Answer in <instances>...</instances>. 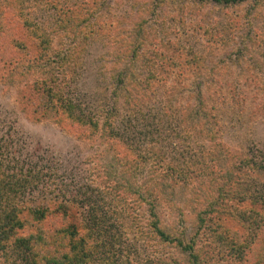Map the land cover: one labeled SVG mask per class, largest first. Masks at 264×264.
I'll return each mask as SVG.
<instances>
[{"label": "rangeland", "instance_id": "obj_1", "mask_svg": "<svg viewBox=\"0 0 264 264\" xmlns=\"http://www.w3.org/2000/svg\"><path fill=\"white\" fill-rule=\"evenodd\" d=\"M19 2L14 33L21 43L8 66L24 67L28 49L35 45L22 27L23 16L47 34L52 49L70 53L68 69L58 74L57 83L75 107L86 116L97 115L96 108L102 104L115 108L122 121L114 119V127L128 139L127 144L117 146L118 151L127 153L130 181L140 190L150 184V162L142 155L149 159L151 152L161 155L164 165L179 171L188 166L195 175L194 163L200 164V156L209 148L198 131L202 121L211 123L235 163L264 154V0ZM232 19L241 22L234 25ZM70 24H77L74 37ZM42 69L41 65L37 70ZM16 89L0 82L4 161L22 167L44 165L53 184L46 195L70 202L68 216L78 229L84 221L83 209L69 196L79 190L91 192V199L101 197L100 215L104 210L108 214L109 208L115 211V220L110 219L111 226L106 228L108 234L98 237L100 246L88 264H147L148 259V264H187L189 250L182 245L191 238L196 250L211 255L199 256L196 264L242 263L227 252L225 237L195 233L191 184L178 192L172 205L158 200L156 212L161 225L169 229L166 239L149 229L146 206L136 195L122 197V191L101 195L102 188L93 175L95 166L88 160L96 146L75 137L65 123L27 117ZM183 110L197 119L192 126L175 117ZM165 111L174 112L165 118ZM128 120L132 128L127 126ZM152 125L157 126L153 132ZM122 126L128 128L122 130ZM260 167V163L248 162L242 169V182L264 217V170ZM57 176L61 180H55ZM45 179L37 182L32 192L38 198ZM88 186L90 189H85ZM234 206L224 209L225 224L241 231L247 240L256 236L259 215L249 211L248 205ZM20 263L12 257L5 264Z\"/></svg>", "mask_w": 264, "mask_h": 264}, {"label": "trees", "instance_id": "obj_2", "mask_svg": "<svg viewBox=\"0 0 264 264\" xmlns=\"http://www.w3.org/2000/svg\"><path fill=\"white\" fill-rule=\"evenodd\" d=\"M19 1L21 0H0V82L17 87L21 111L34 121L51 119L57 124L65 123L74 130L75 137L86 139L96 146V151L88 160L95 166L93 175L98 178L102 188L101 195L119 194L116 193L118 191H122V197L125 194L136 195L146 206L149 229L160 238H168L169 229L161 225L156 212L158 200L172 205L178 192L191 184L196 195L190 199L195 233H207L214 238L225 237L227 252L237 256L241 264H264V217L257 210V201L248 198L242 182V169L248 162L260 163V168L264 170V154L253 156V160L249 157L246 163L239 160L235 163L228 151L224 150L218 132L210 127L211 123L207 125V122L202 121L197 125L198 131L209 142V148L200 156L198 162L201 163H194L195 175L192 176L193 171L188 166L179 171L164 165L162 156L151 152V159L142 155L144 160L150 162V184L140 190L130 181L129 165L125 166L130 163L127 153L118 151V147L127 144L128 139L114 127V119L122 121L116 116L115 108L102 104L96 108L97 115L86 116L75 107L57 83L58 74L65 73L68 69L65 67L68 66L70 53L52 49L47 34L31 25L21 13L22 27L35 45L31 50L28 49L29 57L27 56L24 67L8 66L21 43L14 33L19 16L16 14V3L19 4ZM240 22L239 19L232 21L234 25ZM76 26L77 24H70L69 27L73 37ZM41 65L43 69L38 71ZM177 110L179 109L175 108L174 111ZM174 111H165L163 115L168 118ZM183 111L175 113V117H181L180 122L192 126L196 118ZM126 124L128 127L132 126L130 120ZM152 126L151 132L157 127ZM128 127L122 126L121 129L126 130ZM1 148L3 147L0 145V264H5L12 257L20 264H88L93 251L100 246L98 237L108 234L106 228L111 226L110 219L115 220V211L109 208L108 214L104 210L103 215H100L103 204L101 197L91 199V192L88 194V191L79 190L78 194L69 196L73 203L79 204V208L83 209L84 221L78 229L68 216L70 202L46 195L49 193L46 189H52L50 185H53L52 179H48L49 174L44 171L46 167H22L18 163L4 161L3 154L6 151L1 152ZM45 177L39 199L32 192L36 191L37 182L41 184ZM54 178L61 180L60 176ZM178 185L181 187L176 190ZM88 188L89 186L85 187ZM25 196H30V202L22 200ZM236 204L248 205L249 211L259 215L257 235L249 240L244 238L241 231L226 225L222 216L224 209L236 208ZM138 231L141 233L139 227ZM194 246L193 238L182 245L183 249L189 250L187 264H196L198 257L202 255L210 258V253L196 250ZM150 261L148 259L145 262L148 264ZM125 264L135 263L126 261Z\"/></svg>", "mask_w": 264, "mask_h": 264}]
</instances>
